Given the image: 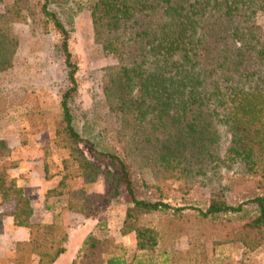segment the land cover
I'll list each match as a JSON object with an SVG mask.
<instances>
[{
  "label": "trees",
  "instance_id": "trees-1",
  "mask_svg": "<svg viewBox=\"0 0 264 264\" xmlns=\"http://www.w3.org/2000/svg\"><path fill=\"white\" fill-rule=\"evenodd\" d=\"M20 1L0 11V77L13 66L19 46L13 24L24 18ZM69 4L36 3L43 25L61 35L69 83L61 95L54 141L67 155L65 172L51 190L64 197L68 211L87 217L104 196L89 192L99 171L75 146L82 138L69 105L78 70L69 49L67 24L76 14ZM262 11L264 0H94L95 40L116 59L105 68L103 87V105L115 124L113 143L98 153L108 164V180L116 181L111 196L124 186L131 197L121 233L135 234L139 253L129 254L112 237L90 233L72 264H153L145 252L156 251L159 236L142 226L143 217L168 210L181 214L185 208L136 198L134 176L153 190L169 179L202 178L211 190L206 209H197L204 220L243 216L247 205H256V213L230 233L246 249L264 246V28L257 23ZM221 129L229 134L223 156ZM9 152L0 141V223L3 205L11 203L14 226L29 230L28 240L15 245L10 263L54 264L66 250L67 229L59 214L51 223L34 220L31 199L8 173ZM237 166L245 176L237 179L239 185L260 179L247 193L240 191L244 201L232 204L219 180L224 168Z\"/></svg>",
  "mask_w": 264,
  "mask_h": 264
},
{
  "label": "rangeland",
  "instance_id": "rangeland-1",
  "mask_svg": "<svg viewBox=\"0 0 264 264\" xmlns=\"http://www.w3.org/2000/svg\"><path fill=\"white\" fill-rule=\"evenodd\" d=\"M12 1L0 2V11L3 12ZM69 2L72 11L76 12L72 24H67L69 49L78 64L77 92L69 105L73 126L82 138L75 146L99 171L96 180L88 185L89 192L104 198L91 215L82 217L65 208L64 197L52 193L51 189L57 186L65 172L62 161L67 155L54 141L61 95L69 83L60 50L61 35L54 27L44 26L41 22L36 5L38 0L19 2L24 18L13 24L19 46L13 66L0 77V141L10 151L6 159L10 167L8 173L25 193L31 192L37 197L45 191L47 207L52 208L55 215L59 214L67 231L74 230L75 238L95 233L112 237L129 254L139 253L135 234L121 233L131 197L124 186L119 188L116 197L111 196L116 181L108 180V164L98 153L109 149L113 143L115 124L103 105V87L105 68L114 65L116 59L95 40L91 16L94 0ZM62 17L63 20L67 18ZM257 23L264 28L263 11L258 13ZM221 131L220 155L223 156L229 147V134L225 129ZM239 177H245L239 166L233 170L224 168L221 172L219 182L226 187L225 193L232 204L244 201L240 191L247 193L260 179L251 177L247 184L239 185ZM133 190L138 199L161 200L172 207L185 208L181 214L168 210L143 217L142 226L154 229L159 236L156 251L145 252L146 257H152L153 264H264V246L246 249L240 242L233 241L235 236L230 233L256 213V205H247L243 216L223 215L204 220L197 209H206L211 190L200 177L192 182L169 179L153 190L146 187L139 176H134ZM2 209L4 218L11 217V203H6ZM43 212L49 218L50 212ZM41 216L45 220L40 213L37 219ZM9 226L6 223L0 230V264H11L14 245Z\"/></svg>",
  "mask_w": 264,
  "mask_h": 264
},
{
  "label": "crops",
  "instance_id": "crops-1",
  "mask_svg": "<svg viewBox=\"0 0 264 264\" xmlns=\"http://www.w3.org/2000/svg\"><path fill=\"white\" fill-rule=\"evenodd\" d=\"M43 189L45 190V187L43 186ZM45 191H43L42 195H38L37 197L33 195V193L31 192H27L26 194L29 196V198L31 199L32 205H33V209H34V220L36 221H42L44 223H51L54 218H55V213L53 210H51L52 208H48L46 203V198H45ZM50 212L49 218H47V213L44 214V212ZM38 213H40V215H43L45 217V220H43L42 216L40 218L37 219ZM42 219V220H41ZM10 224V228L12 231V243L14 245V250H15V245L18 242H22V241H27L29 238V230L27 228L24 227H18V226H14L13 224V219L11 217H5L3 218V221L0 223V230L4 228L5 224ZM81 230H83L82 227H80ZM73 229H70L68 233V240L65 243V252L63 254H61L57 260L54 262V264H72L73 260L76 258L79 249L83 243V241L85 240L86 236L88 234H82L79 237L75 238V234L73 232ZM12 248V247H11ZM12 253V250L10 251ZM14 252V251H13ZM13 254V253H12Z\"/></svg>",
  "mask_w": 264,
  "mask_h": 264
}]
</instances>
